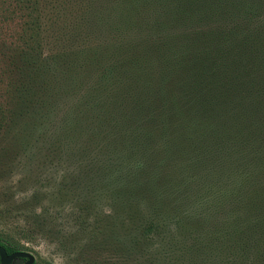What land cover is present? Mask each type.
Segmentation results:
<instances>
[{
    "label": "trees",
    "instance_id": "trees-1",
    "mask_svg": "<svg viewBox=\"0 0 264 264\" xmlns=\"http://www.w3.org/2000/svg\"><path fill=\"white\" fill-rule=\"evenodd\" d=\"M94 1L44 34L58 0H20L22 239H67L59 199L125 260L264 264V0H111L106 42L78 38Z\"/></svg>",
    "mask_w": 264,
    "mask_h": 264
},
{
    "label": "rangeland",
    "instance_id": "rangeland-1",
    "mask_svg": "<svg viewBox=\"0 0 264 264\" xmlns=\"http://www.w3.org/2000/svg\"><path fill=\"white\" fill-rule=\"evenodd\" d=\"M47 1L52 3L56 0ZM71 1L58 0L55 3H59L55 6V12L53 10L42 13V26L45 24L44 34L47 30H51L56 22L69 21ZM81 5L84 6L83 3ZM48 7L52 8L50 5ZM71 9L75 17L79 7ZM26 12L22 9L20 0H0V232L21 248L24 245V249L33 253L39 264H139L140 262L145 264L146 255H135L138 260L135 258L125 260L114 251L90 247L89 234L80 231L77 226H72V222L68 219L67 215H70L68 212L72 203L65 200L44 198L41 206L45 209L55 207L53 214L58 212L57 222L60 223L58 228L63 230L67 239H50L42 235L29 242L22 239L20 233L23 223L22 190L30 188L28 193L31 192V186L37 185L34 177L37 173L35 170L33 173L22 170V102L16 82L17 73L12 71L10 56L22 46V38L27 27H25ZM110 12L111 0L94 1L92 7L88 8L86 26L77 33L78 38L84 40L85 37L91 36L92 41L96 42L109 40ZM74 21L75 18L72 22ZM48 34V39H53L50 31ZM49 48L45 45V50ZM50 121L53 123L51 117ZM25 261L18 260L12 264H24Z\"/></svg>",
    "mask_w": 264,
    "mask_h": 264
},
{
    "label": "water",
    "instance_id": "water-1",
    "mask_svg": "<svg viewBox=\"0 0 264 264\" xmlns=\"http://www.w3.org/2000/svg\"><path fill=\"white\" fill-rule=\"evenodd\" d=\"M26 258L24 264H34L35 256L30 251L20 250L9 253L6 247L0 244V261L2 264H11L16 258Z\"/></svg>",
    "mask_w": 264,
    "mask_h": 264
},
{
    "label": "flooded vegetation",
    "instance_id": "flooded-vegetation-1",
    "mask_svg": "<svg viewBox=\"0 0 264 264\" xmlns=\"http://www.w3.org/2000/svg\"><path fill=\"white\" fill-rule=\"evenodd\" d=\"M16 259H17V258H16ZM16 259H15V260H16ZM15 260H14V261H15ZM14 261H13V262H14ZM0 262H1V261H0ZM13 262H12V263H13ZM12 263H11V264H12ZM1 264H2V263H1Z\"/></svg>",
    "mask_w": 264,
    "mask_h": 264
}]
</instances>
